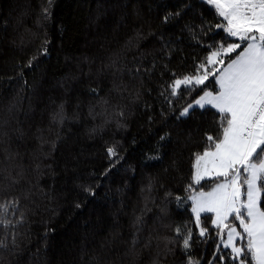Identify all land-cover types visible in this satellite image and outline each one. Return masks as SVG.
<instances>
[{
  "label": "trees",
  "instance_id": "16d2710c",
  "mask_svg": "<svg viewBox=\"0 0 264 264\" xmlns=\"http://www.w3.org/2000/svg\"><path fill=\"white\" fill-rule=\"evenodd\" d=\"M222 23L206 0H0V264H236L189 199L222 124L180 112L215 79L168 87L238 41Z\"/></svg>",
  "mask_w": 264,
  "mask_h": 264
},
{
  "label": "snow or ice",
  "instance_id": "6c2138e0",
  "mask_svg": "<svg viewBox=\"0 0 264 264\" xmlns=\"http://www.w3.org/2000/svg\"><path fill=\"white\" fill-rule=\"evenodd\" d=\"M48 2L51 5L52 0ZM206 3L224 21L217 27L240 43L210 51L195 73L175 78L168 86L172 96H178L182 89L206 86L209 77H214L217 86L215 92L204 91L180 112V116H186L195 106H211L219 113L222 124V134L208 135L209 146L194 154L191 176L192 185H199L206 177L219 182L210 191H198L189 199L193 201L192 212L201 237L208 232L201 214L212 213L211 224L219 230L218 234L227 230V239L222 243L230 249L236 264H264V0ZM44 11L50 15L48 8ZM242 44L246 46L235 59L223 68L215 67L225 64L221 54L236 53ZM107 151L109 157L117 155L114 148ZM9 210V204L0 205V223H5ZM176 231L179 234L180 229ZM191 239L189 229L183 240L185 250L190 248ZM188 264L198 262L189 259Z\"/></svg>",
  "mask_w": 264,
  "mask_h": 264
},
{
  "label": "rangeland",
  "instance_id": "374dc122",
  "mask_svg": "<svg viewBox=\"0 0 264 264\" xmlns=\"http://www.w3.org/2000/svg\"><path fill=\"white\" fill-rule=\"evenodd\" d=\"M236 43H240V41H237ZM244 46H246V45L242 44L241 49H238V50H237V52L235 53V55L233 56L232 59H235V57H236V55L238 54V52L241 51V50L243 49ZM228 62H230V60H229ZM228 62H225V64L221 65V66L219 67V69L225 67L226 64H227ZM215 83H216V82H215ZM216 88H217V86H216ZM206 91H210V90H206ZM212 92H213V91H212ZM201 95H203V92H202L199 96H201ZM199 96L196 97L195 99H198ZM195 99H194V100H195ZM194 100H193V101H194ZM193 101H191L190 103H193ZM190 103H188V104H190ZM188 104H187V105H188ZM187 105H186L185 107H187ZM185 107H184V108H185ZM206 107H211V106H206ZM194 108H200V107H199V106H195ZM192 109H193V108H192ZM190 110H191V109H190ZM205 180H212V179L206 177L203 181H205ZM203 181H201V182H203ZM213 181H214V180H213ZM218 182H219V181H214L213 184H212V186H211L209 189H207V190H199V191H205V192L210 191V190L212 189V187L215 186V183H218ZM196 192H198V191H193L192 193H190V196L194 195ZM190 196H189V197H190ZM190 201H191V203H192V205H193V201H192V200H190ZM204 214H211V215H213L212 213H202L201 215H204ZM230 219H231V222H232V223L238 225V221H235L234 218H230ZM226 239H227V230L224 231V236H223V240H226ZM238 243L243 244L244 241H238ZM223 247H224V246H223ZM224 248H225V247H224ZM227 249H228V248H227ZM229 250H230V249H229Z\"/></svg>",
  "mask_w": 264,
  "mask_h": 264
}]
</instances>
